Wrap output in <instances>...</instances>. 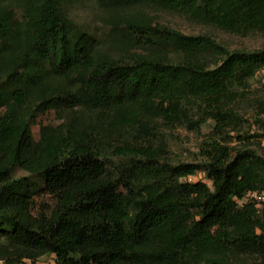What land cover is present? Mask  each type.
Here are the masks:
<instances>
[{"label":"trees","instance_id":"1","mask_svg":"<svg viewBox=\"0 0 264 264\" xmlns=\"http://www.w3.org/2000/svg\"><path fill=\"white\" fill-rule=\"evenodd\" d=\"M142 4L248 36L264 33V0H98ZM21 11V16H19ZM132 48L112 57L63 12L61 0H0V259L38 264H252L264 257V112L240 102L264 70V43L232 50L210 35L147 17L112 21ZM257 101V100H256ZM262 106V103H260ZM63 112L36 140L34 114ZM203 160L171 164L159 126L200 130ZM245 141V144L243 142ZM55 198L34 213L35 189ZM204 172L211 184L184 181ZM28 260L29 262H25Z\"/></svg>","mask_w":264,"mask_h":264},{"label":"rangeland","instance_id":"2","mask_svg":"<svg viewBox=\"0 0 264 264\" xmlns=\"http://www.w3.org/2000/svg\"><path fill=\"white\" fill-rule=\"evenodd\" d=\"M64 14L74 23L86 27L91 31L97 39L99 50L112 57H123L132 51L127 45L115 39L110 33L112 21L123 20L127 18L147 17L155 23H161L171 26L183 33L192 35H210L217 41L226 45L232 50L235 49H255L261 47L264 43V33L254 32L248 36L230 32L219 28L215 25L204 21L194 20L185 14L167 10L157 5L142 4L137 6L117 8L105 7L98 0H61ZM19 11V16H21ZM257 100V101H256ZM262 103V106L260 105ZM241 109L246 113V118L250 119L246 123L241 132L244 134L252 133L257 129V125H253L254 114L264 107V70L250 80L249 95L247 99L240 102ZM264 118V112L261 114ZM63 112L51 109L43 114H34L32 118V130L36 140L40 138V132L43 125H58L63 122ZM214 121L209 120L202 126L200 130H191L186 126H159V133L153 139V146L159 150L160 157L163 161L171 164L180 162L201 161V147L203 142L211 137ZM254 147L261 152L263 148L259 146L258 141L249 140ZM245 144V141L243 142ZM264 145V143H263ZM16 177H26L30 185L35 189V207L34 213L37 214L45 206H53L55 198L50 195L44 187L42 180L30 173L17 168L15 170ZM184 181H204L209 184L211 182L202 171L196 175L183 178ZM251 199V197H247ZM25 262H29L25 260ZM252 264H264V257H251ZM0 264H9L7 261L0 259ZM38 264H58L54 254L41 256Z\"/></svg>","mask_w":264,"mask_h":264},{"label":"built area","instance_id":"3","mask_svg":"<svg viewBox=\"0 0 264 264\" xmlns=\"http://www.w3.org/2000/svg\"><path fill=\"white\" fill-rule=\"evenodd\" d=\"M254 198L257 199L258 201L264 200V193H258V192H249L246 196V198Z\"/></svg>","mask_w":264,"mask_h":264}]
</instances>
